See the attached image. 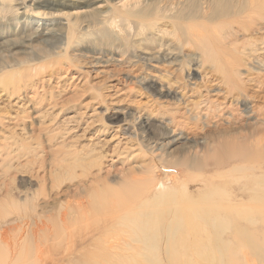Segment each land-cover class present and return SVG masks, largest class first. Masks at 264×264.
Instances as JSON below:
<instances>
[{
    "label": "rangeland",
    "instance_id": "obj_1",
    "mask_svg": "<svg viewBox=\"0 0 264 264\" xmlns=\"http://www.w3.org/2000/svg\"><path fill=\"white\" fill-rule=\"evenodd\" d=\"M19 1L0 0V42L10 40L18 43L16 47H8L9 44H4L1 48V78L14 79L11 82L13 84L16 79L18 83L20 73L23 68H27L28 82L25 91L21 90L20 95L17 96L25 100L28 95L35 94L36 102L34 103L36 105L33 104V106L34 108L37 106L40 110L46 109L49 102L56 106H50L52 109L44 114L43 124L40 127L36 125L38 119L25 117L29 114L23 115V118L21 117L22 121H20V117L18 119L19 128H27L31 125V132L33 133V137L29 139H26L25 135H17L18 144L21 147H24V145L34 147L38 143L40 148L37 149V153L33 152L35 154L32 157H35L30 158L26 165V169L29 171L28 174L11 175L15 178L14 180L7 178L9 180L7 183L10 186H0V229L6 221H14L17 215H20L24 210L27 213L24 211L22 214L30 213L32 206L37 207V205L39 208H35V210L40 209L37 212L41 213L40 211H43L51 215L54 208L57 211L60 204H66V202H82V204L87 202L85 204L87 205L90 201L92 204L104 200L107 204L105 203L106 208L103 212L107 210L108 213H111L117 206L124 207L123 205H127V203H139L145 200L151 202L152 199H158L164 203L181 202V193H184L188 199H194L193 203H201L202 193L205 189L215 186L214 183L216 182L219 184L220 181L228 179L227 174H225L228 168L216 171L203 170L198 166V158L190 153L183 154L180 149L173 150L180 146L183 141H180L179 145L173 146L167 153L159 150V147L154 145L157 139L161 137V133L164 132L163 122L166 121L167 115L184 112L182 102L178 101L180 95L176 93L178 92L177 89L173 87V93L170 96H166L159 90L162 87L166 89V82H170L172 85H176L175 82L186 84L187 80L190 81L191 78L198 82L200 75L209 74L208 72L212 70L214 63L223 64V66L227 64L234 70L242 72L244 69V67H241V64H244L242 61L243 55H238L237 51L231 59L230 56L222 53L219 47L220 44L216 45L215 41L220 26L231 17L227 15V11L232 9L234 12L237 11L238 6L246 5V0H117L116 10H109L106 12L107 14L102 13L101 15L84 12L80 14L82 10L86 9L84 5L72 7L57 5L54 3L55 0H41L42 6L33 4L34 8L29 10L28 22H30V27H34L35 23L42 24L45 22L44 20L50 21L58 18L61 23L67 22L69 24V27L66 26L69 28L72 40L68 44L63 43L59 50L51 49L48 43L36 42L34 43V52L24 48L19 35H11V31L15 30L18 22L24 20L20 14L22 11L14 12L13 10L16 7L14 5ZM260 2L263 4L261 8L264 9V0ZM248 7L244 6L243 11L247 10ZM137 14H139V17H137ZM114 15L116 19L112 22L111 17H114ZM140 19L143 21L145 19L149 24H152V20L167 19L170 24L171 36L162 38L157 29H153L154 25L148 28L152 31L145 30L139 24ZM161 27L159 26V28ZM165 39L172 40L173 49L177 56L176 60L169 66L172 73L167 74L168 78L166 79L165 77L157 79L153 83V89L146 90L144 88L145 83L134 76L138 73L141 77L146 78L149 73L154 72L159 76L161 73L149 66L151 65L150 62L140 59L144 55L139 51L148 47L157 49L159 45L161 46L166 42ZM239 39L240 37H236L233 43H240L241 40ZM228 50L230 49L228 48ZM207 55L211 56L212 64L206 61L208 60ZM119 59H122V63L119 62ZM90 61L91 64L88 63ZM99 61L100 63L95 64ZM132 67L138 72L131 73L129 69ZM86 70L90 71V75L85 73L88 72ZM75 73L83 74L82 81L78 86L81 87L82 85V87L72 91L68 85L70 78L65 79L63 82L60 79ZM86 75L89 80L86 79ZM64 82H66L65 87H61ZM13 87L14 89H12ZM3 88H8L14 92L20 90L16 86H0L1 109L8 110L10 114H13L18 106L13 104L14 101L7 102V99L3 97ZM163 89L162 91H164ZM62 90H65V92ZM119 92L122 94H119ZM111 93L110 98L109 94ZM97 95V100H93L92 98ZM99 99L101 102H99ZM85 102H89L88 104H92V106L86 110L87 114L82 117V114H78V112L83 113L84 110L80 111L82 110L80 107ZM139 103L146 104L149 111L159 113L158 116L151 119L152 132H145L133 120L136 105ZM236 107H238V110L241 109L237 105ZM59 112L63 116L58 122L59 118L56 119L55 115ZM91 113L94 114L90 115ZM6 116H8V113ZM72 117L78 119L75 120ZM64 118L68 121L66 122L68 124L61 123ZM129 123L130 125H128ZM251 123H255V127ZM251 123L243 119L234 126L243 133L258 134L256 136L259 137L258 139L261 136L264 139V117L261 120L259 118L257 121H251ZM74 124L76 126L71 128ZM201 126L203 125L193 124V126L190 125L191 129L189 126L186 127V131L197 132ZM67 127L70 129L69 133H72L68 134V138L70 137L73 142L71 144L65 143L63 147H59L56 143L60 141L59 138L63 135L62 128L68 129ZM235 127L233 129H236ZM166 132L168 131L165 130ZM16 134H19L18 131ZM116 134L117 138H126L131 145L133 144L137 148L135 147L136 152L123 155L120 159L112 157L113 160H116L114 162L105 155L106 149L103 143ZM13 141L15 142L11 139L8 143H13ZM159 142H162V139ZM204 147V143L199 141V150H203ZM24 153H27L26 149ZM130 156H133V158ZM43 176L45 178H42ZM259 177L258 185L264 186V168H261ZM225 186L229 188L228 186L235 187L238 185L229 184L227 181ZM1 187L2 189L6 187L8 190H1ZM32 197L34 200L31 199ZM35 202L38 204L34 205ZM57 205H59L58 208ZM99 209L97 210L98 214L97 211H93V213H90L92 210L87 211V218H100L103 212ZM57 212L54 213L57 214ZM55 214H53V219L54 216L56 218ZM90 214H93L92 217ZM4 218L7 220L5 221ZM26 221L24 222L31 223L30 220ZM21 222L14 221L10 224L11 227H16L11 232L10 230L13 228L7 227L10 228L9 237L12 238L17 234L16 232H19L17 228ZM107 223L108 221H101L98 222L97 226L91 224L87 230L83 228L77 230L74 236L78 239V243L79 239L82 238H85L86 242L88 241L87 243H92L80 245L74 250L73 256L63 254L64 249L60 248L61 246L58 247L60 243H57V246L54 244L55 248L58 247V249H54L52 263L74 264V261L80 262V259L85 257L84 260L82 259L84 262L82 264H92L89 260L93 257L91 261H94L95 250L98 252L100 250L96 246L100 243V232ZM50 224L52 226L53 222H50ZM229 231L231 232V230ZM228 235L224 236H227V240L237 246L236 240L233 237L229 238ZM258 236L257 239L259 240L263 238L262 232ZM120 237L125 240L122 234ZM92 238L94 240L99 238L98 243H94L96 246L93 241L89 242V240H93ZM136 244L134 242L131 245L135 247ZM137 246L139 248V245ZM82 249L91 250L88 252L90 256L86 254L74 260L73 257H76L75 255ZM91 253H94V255H91ZM129 253L132 255V252H127V254ZM246 254L244 251L239 252L238 250L239 257ZM62 256L65 257L62 258ZM159 256L162 255L159 254ZM164 256L161 259H164ZM43 258L47 259V256L45 255ZM249 262L252 264V260ZM37 264L40 263L37 262Z\"/></svg>",
    "mask_w": 264,
    "mask_h": 264
},
{
    "label": "bare ground",
    "instance_id": "obj_2",
    "mask_svg": "<svg viewBox=\"0 0 264 264\" xmlns=\"http://www.w3.org/2000/svg\"><path fill=\"white\" fill-rule=\"evenodd\" d=\"M116 1L55 0L54 3L72 7L84 5L86 9L82 10L80 14L84 12L101 15L109 10H116ZM260 1L246 0V5L238 6L237 11L234 12L233 9L228 10L227 15L231 17L220 26L215 41L216 45L220 44L219 47L222 53L230 56L231 59L237 51L238 55H243L242 61L244 64H241V67H244V69L242 72L234 70V68L227 66V64L223 66V64L214 63L212 70L208 72L209 74L200 75L198 82L192 78L190 81L187 80L186 84L175 82L176 85H172L170 82H166V89L162 87L159 90L166 94V96H170L173 93V87L177 89L178 92L176 93L180 95L178 101L182 102L184 112L167 115L166 121L163 122L164 132L161 133V137L159 136L160 138L157 139L154 145H157L159 150L167 153L173 146L179 145L180 141H183L180 146L173 150L180 149V152L183 154H192L198 158V166L203 170L216 171L228 168V171H225L228 179L220 181L219 184L216 182L214 183L215 186L205 189L202 193L201 203H193L194 199H188L184 193H181V202L164 203L158 199H152L151 202L145 200L139 203H127V205H123L124 207L117 206L111 213H108L107 210L103 212L107 204L104 200L102 202H93L92 204L90 201L87 205H85L87 202L83 204L82 202H66V204H60V206L57 205V208L59 206L58 212L55 211V208L52 210L57 212V214L51 211V216L43 211H40L41 213L37 212L40 209L35 210V208H39L38 203L36 204L35 202L34 205H37V207L31 205L32 210H30V213L22 214L25 210L21 211L22 213L17 215L14 220L22 221L17 228L19 232H16V229L14 231L18 236L15 234L12 238L9 237L8 232L10 228H13L10 230L11 232L16 227L10 226V224L14 223L13 220L6 221L7 219L4 218L6 222L3 224L2 229H0V264H37V262L40 264H53V252L59 246L64 249L63 254L73 256L74 250L88 242H86L85 238H82L79 239L78 243V239L74 236L75 232L81 228L87 230L91 224L97 226L98 222L101 221H108V223L100 232V240L99 238L89 240V242L93 241V244L98 240L100 241V243L97 242V246L94 244L100 250L99 252L95 250V255L91 253L95 257L94 261H91L93 257L89 260L92 264H250V260H252V264H264V186L258 185L260 170L264 168V142H262L264 139L262 138L263 136L258 139L259 137H256L258 134L243 133L239 128L234 126L239 124L243 119L251 123V121H257L259 118L261 120L264 117V9L261 8L263 4ZM33 4H37L38 6L43 5L41 0H20L14 5L16 6L13 8L14 12L22 11L20 14L24 20L22 19L18 22L15 30L11 31V35H19L24 48L31 52L35 51L34 43L36 42L48 43L53 50H59L60 46L65 42L68 44L72 40V36L67 22H65L66 24L61 23L56 18L50 21L44 20L45 22L42 24L35 23L34 27H30L28 17L29 10L34 8ZM244 6L249 7L243 11ZM137 17H139V14H137ZM115 19V15L111 17L112 22ZM152 21V24H149L144 19L139 24L145 30H149L148 28L154 25L153 29H157L162 38L171 36L169 30L170 24L167 19ZM159 26L162 27L159 28ZM236 37H240V43H233ZM165 40L166 42L161 46L159 45L157 49L148 47L139 51L144 55L140 59L148 63L150 62L151 65L149 66L157 69L158 73H161L160 76L153 72L147 74L148 77L144 78L137 73L138 70H135L133 67V69H129L131 73H137L134 77L145 83L144 88L146 90L153 89V83L157 79L162 77L166 79L168 78L167 74L172 73L169 66L176 60L177 56L173 49L172 40ZM4 44H9L8 47L18 46V43L15 41L4 40L0 42V55ZM207 57L208 60L206 61L212 64L211 56L207 55ZM119 62L122 63V59H119ZM88 63L91 64V61ZM96 63H100V61ZM27 72L28 69L23 68L18 80L19 84L16 79L13 84L11 82L14 79L1 78L0 70V86H16L20 90L14 92L8 88L2 89L4 93L3 97L7 99V102L11 103L14 101L13 104L18 107L13 111L15 113L10 114L8 110L7 112L1 109L2 106H0V186H10L7 183L9 181L7 178L9 177L13 180L15 178L11 177V175L14 176L19 173L21 175H23L22 173L28 174L29 171H27L26 165L30 158L33 159L35 157H32V155L37 153V149L40 148L38 143L34 147H28L24 144V147H21L18 144L17 135H25L26 139L33 137L31 125L27 128L18 127L19 117L20 121H22V116L29 114V116L25 117L38 119L36 125L40 127L43 124L44 114L56 106L49 102L46 109L40 110L37 106L35 108L33 106V104L36 105L34 103L36 102L35 94L28 95L26 98L24 97L25 100L17 96L20 95L21 90L25 91L26 83L28 82ZM89 72L85 73L90 75ZM82 76L83 74L81 73H75L71 76H64L60 80L63 82L65 79L70 78L68 85L72 91H75L82 87V85L78 87L82 81ZM86 79L89 80L87 75ZM65 83L61 87H65ZM116 89L118 90V88ZM62 91L65 92V90ZM120 92L119 94L123 93ZM109 95L111 98L112 93ZM97 98L98 95L92 99L97 100ZM88 103L85 102L80 107L82 109L80 111L84 110L83 113L78 112V114H82V117L87 114L86 110L92 106V104ZM51 105L52 107H50ZM236 105L241 109L238 110ZM12 107L14 106L12 105ZM148 109L146 104L139 103L136 105V113L133 116V120L145 132H152L151 119L154 116H158L159 113L149 111ZM7 113L8 116H6ZM92 114L94 113L90 115ZM62 116L59 112L55 115V118H59V122ZM77 117H72V119L76 120ZM66 122L68 121L65 118L61 121L63 124ZM193 124H201L203 126L201 128L197 127L199 128L197 132L186 131V127L189 126L190 128V125L193 126ZM251 124L254 125L255 123ZM125 125L127 127V122ZM75 126L74 124L71 128ZM234 127L236 129H233ZM165 130L168 132L165 133ZM17 131L19 134H16ZM69 131V128H62L63 135L59 138L60 141L56 143L59 147H63L65 143L71 144L73 142L70 137L68 138V134H72ZM11 139L15 140V142L8 143ZM160 139H162V142H159ZM166 139L168 140L166 141ZM199 141L204 143L205 147L203 150H199L198 148ZM103 145L106 149L105 155L111 158V160H113L112 157L120 159L123 155L136 152V146L131 145L126 138H117V134L106 139ZM25 149L27 153H24ZM130 157L133 158V156ZM113 161L116 162V160ZM187 167L189 166L187 165ZM42 178H45V176ZM227 181L229 184L234 183L238 186H228L229 188H227L225 186ZM4 189L1 187V190ZM161 198L163 199L162 196ZM31 199L34 200L33 197ZM119 204L121 205L120 202ZM98 209L103 212L100 218H87V211L92 210L90 213H93V211H97ZM25 212L27 213V211ZM53 214L56 215L54 219L52 218ZM92 215L90 214L91 217ZM26 220H30L31 223H25L24 221ZM50 222H53L54 226H50ZM8 226L10 228H7ZM261 232L263 238L259 240L257 238H259L258 235ZM119 234H122L125 240ZM224 235H228L229 238L233 237L236 240L237 246L228 241L227 236ZM134 242L135 244L137 243L136 246L139 245V248L138 246L136 248V246L133 247L131 245ZM57 243H60V245ZM54 244L58 245V247L55 248ZM27 245L30 246L25 247ZM82 250L78 254L76 253V257H73L74 260L86 254L89 255L90 253L88 252L91 251ZM238 250L239 252L244 251L245 254H249L239 257ZM127 252H132V255L130 253L127 254ZM159 254L165 255V260L161 259L162 256H159ZM45 255L47 259L43 258ZM64 257L62 256V258ZM82 259H80L81 261L78 260L81 264L85 257ZM74 262V264H80V262Z\"/></svg>",
    "mask_w": 264,
    "mask_h": 264
}]
</instances>
